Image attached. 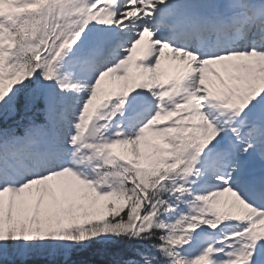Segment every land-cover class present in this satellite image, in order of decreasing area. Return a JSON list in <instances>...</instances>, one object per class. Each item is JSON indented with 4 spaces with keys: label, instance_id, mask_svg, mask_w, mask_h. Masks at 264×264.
<instances>
[{
    "label": "snow or ice",
    "instance_id": "obj_1",
    "mask_svg": "<svg viewBox=\"0 0 264 264\" xmlns=\"http://www.w3.org/2000/svg\"><path fill=\"white\" fill-rule=\"evenodd\" d=\"M0 264H264V0H0Z\"/></svg>",
    "mask_w": 264,
    "mask_h": 264
}]
</instances>
